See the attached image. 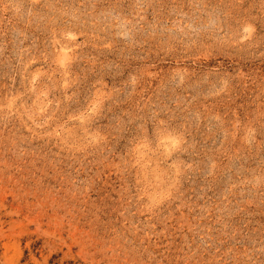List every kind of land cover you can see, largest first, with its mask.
Wrapping results in <instances>:
<instances>
[{
	"label": "rangeland",
	"instance_id": "rangeland-1",
	"mask_svg": "<svg viewBox=\"0 0 264 264\" xmlns=\"http://www.w3.org/2000/svg\"><path fill=\"white\" fill-rule=\"evenodd\" d=\"M0 264H264V0H0Z\"/></svg>",
	"mask_w": 264,
	"mask_h": 264
}]
</instances>
